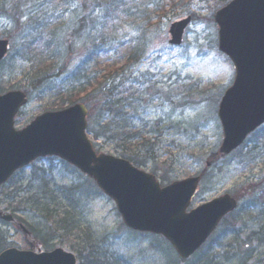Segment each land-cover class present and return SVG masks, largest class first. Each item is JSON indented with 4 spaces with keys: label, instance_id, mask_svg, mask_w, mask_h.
Returning a JSON list of instances; mask_svg holds the SVG:
<instances>
[{
    "label": "rangeland",
    "instance_id": "obj_1",
    "mask_svg": "<svg viewBox=\"0 0 264 264\" xmlns=\"http://www.w3.org/2000/svg\"><path fill=\"white\" fill-rule=\"evenodd\" d=\"M131 1L126 6L136 14L144 8L154 17L153 8L164 9L152 20L146 17L141 20L142 14H132V17L117 15L113 21V13L107 15L104 5L94 6L88 1L92 5L90 9H79L73 17L68 13L63 18L70 26H77L81 17H88L80 41L67 58L70 73L78 71L92 49L101 48L103 52L98 60L102 77H108L109 85H122L119 92L129 89L124 97L133 95L127 100L132 106L125 112L132 117L130 123L141 137L111 140L112 132L105 140H94L90 135L95 148L118 157H134L137 167L154 174L163 185L204 175L190 208L230 194L239 201L235 213L236 234L227 237L230 228L222 223L202 254L189 260L206 253L219 264H264V231L260 234L262 241L246 239L264 226V205H261L264 202V126L231 155H219L223 130L218 108L224 92L233 83L235 67L218 48L219 28L214 15L230 0ZM77 6L78 0H64L60 9ZM189 15L192 23L183 44L171 46V24ZM37 37L35 32L14 27L0 18V38L10 41V52L0 64V94L24 90L29 95L28 104L16 117V129L26 127L44 112L59 110L57 101L72 90L66 75L42 83L37 81L38 77L58 73L65 58L52 57L51 49L45 52L44 42ZM131 52L138 54L129 57L133 55ZM94 68L95 64H90L83 73ZM83 97L85 93L77 97L80 98L77 102ZM69 105L71 102L65 107ZM207 162H211L209 167ZM45 176L51 189L86 186L89 180L58 157L38 159L17 172L14 182L0 188V211L13 215L17 221L8 223L0 219V232L4 233L7 247L30 250L34 240L39 250H46L47 245L49 250L60 247L73 252L78 264H92L91 258L102 264H176L178 255L164 237L129 230L115 202L103 193L77 210L76 231H59L58 226L47 222L30 203H19L42 195L46 189L43 187ZM13 195L17 196L14 203L10 198ZM15 207H20L19 211L13 212ZM19 219L34 230L30 238L18 226ZM238 231L241 232L239 240L236 239ZM245 245L256 249L247 261L237 255Z\"/></svg>",
    "mask_w": 264,
    "mask_h": 264
},
{
    "label": "water",
    "instance_id": "obj_2",
    "mask_svg": "<svg viewBox=\"0 0 264 264\" xmlns=\"http://www.w3.org/2000/svg\"><path fill=\"white\" fill-rule=\"evenodd\" d=\"M214 19L219 27V50L235 67L234 81L218 108L223 130L219 154L223 157L264 124V0H231ZM191 21L188 16L171 24V45L183 43ZM8 52L9 41L0 38V63ZM28 101L23 90L0 95V187L33 161L59 157L95 181L115 202L129 229L162 235L182 260L191 258L237 209L238 201L230 194L190 209L201 184L200 175L162 186L154 174L130 161L98 153L87 133L88 109L83 103L44 112L26 127L16 129V117ZM0 218L17 222L13 215L1 211ZM21 227L30 238L29 231ZM31 245L30 250L5 249L0 253V264H78L77 256L64 248L38 252L34 240Z\"/></svg>",
    "mask_w": 264,
    "mask_h": 264
},
{
    "label": "trees",
    "instance_id": "obj_3",
    "mask_svg": "<svg viewBox=\"0 0 264 264\" xmlns=\"http://www.w3.org/2000/svg\"><path fill=\"white\" fill-rule=\"evenodd\" d=\"M61 1L64 0H0V18L6 19L8 22L12 23L14 27L22 29L26 28L27 30L29 29L35 32L38 36V40H40L41 43L44 42V51L49 52V49L52 50V57H56L59 60L65 57L58 73L38 77L37 80L39 83H42L45 80L60 78L64 75L67 76L66 80H70L72 90L70 94H67L65 97L57 101V107H59L57 109H63L67 102H71V105L76 103L80 99L77 97H80V94L85 93V97L81 98L80 101L88 108V133L93 135L94 140H105L112 132L113 136L109 137L111 140H137L141 137V133L135 128V126L131 125L130 120L132 117L128 116V113L125 112V109L128 110V108L132 106V102H127V100L130 98L132 99L133 95L130 94V96L128 95L127 97H124V93L129 92V89L119 92V88L122 85H109L108 81H106L108 77H102L101 71L99 70L101 64L98 60L100 59L98 56L103 52L101 48L96 47L94 48L95 50L92 49L90 57L81 62L78 71L70 73L67 58L71 57L77 41H80L88 17H81L79 25L77 26H70V23L63 21V18H65L68 13H71L70 16L73 17V14L75 15L79 9L87 11L92 5H104V11L107 15L110 16L111 12L113 13V21L116 20L117 15L132 17V14H142L140 18L141 20H144L145 17L152 20L154 18L156 19L158 14L163 12L164 8H153V15H155L153 17L152 14L143 7L142 10L137 11V14L131 11V8L126 6L128 5L129 0H78L79 6L74 9L65 8L64 10L60 9ZM88 1L89 3L91 2L92 5L87 4ZM134 1L136 0H132L131 2ZM70 20H73V18ZM130 54L133 55L129 57H133L138 53L131 52ZM90 64H95L94 70L83 73L84 68ZM109 68V72L111 73L113 67L110 66ZM105 119L107 121H105ZM123 158L136 166V160L134 157L123 156ZM43 180L45 181L43 187L46 189L41 193L42 195L38 194L37 197L28 198L26 201L23 199L19 203L21 205L30 203L34 209L41 212V215H43L47 222L58 226L57 229L59 231H76L77 222L74 220V216L78 213L77 210L81 209L83 205H87L89 199L102 194L101 191L91 179L86 182V186L81 184L62 187L56 186V188L53 189H51L52 186L49 184L50 181L46 176ZM12 182H14V176L2 187H5ZM48 194H50V196H48ZM10 198H12V202L14 203V199L17 198V196L13 195ZM56 203L58 205H56ZM63 203L66 204L61 206ZM261 205L263 206L264 202H262ZM19 209L20 207L12 208L13 212H17ZM235 213L236 212L228 215L222 222L227 223L230 228L227 229L229 230V233L226 235L227 237L230 234H236L235 226L237 219ZM19 222L29 230L31 235L34 234V230L28 228L22 219H19ZM263 231L264 226H262L259 231L252 232L246 239L250 242L254 240L262 241L260 234H263ZM240 233L241 232L238 231V234L236 235L237 240L240 238ZM5 242L4 233L0 232V253L7 248ZM206 244L196 254H202ZM45 246L46 251H49L50 247L47 245ZM255 252V248H252L250 245H245L244 248L239 249L237 255L239 257L242 255V259L247 261V259L253 257ZM175 260L176 264H219L216 263L210 254L206 255V253L198 259L182 261L177 256ZM99 262L100 261L96 259L92 260L91 258L92 264H102Z\"/></svg>",
    "mask_w": 264,
    "mask_h": 264
}]
</instances>
